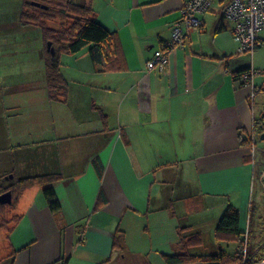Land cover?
<instances>
[{
    "label": "crops",
    "instance_id": "0c3cea01",
    "mask_svg": "<svg viewBox=\"0 0 264 264\" xmlns=\"http://www.w3.org/2000/svg\"><path fill=\"white\" fill-rule=\"evenodd\" d=\"M72 1L91 6L117 51L100 63L87 47L59 54L67 90L57 100L48 96L40 28L19 23L21 0H0V178L62 176L52 183L55 215L42 185L21 191L19 220L0 230V264H167L163 254L182 252L180 238L192 234L199 242L189 254L218 246L234 254L237 243L217 241L214 230L231 203L248 231L256 168L264 192L254 130L264 91L252 97L233 74L264 69V29L251 53H238L224 0H214L200 15L204 28L168 52L164 70H148L188 0ZM259 211L250 255L264 238Z\"/></svg>",
    "mask_w": 264,
    "mask_h": 264
},
{
    "label": "trees",
    "instance_id": "16d2710c",
    "mask_svg": "<svg viewBox=\"0 0 264 264\" xmlns=\"http://www.w3.org/2000/svg\"><path fill=\"white\" fill-rule=\"evenodd\" d=\"M35 2L45 5V7L36 6ZM19 23L22 25L33 24L41 30L46 87L50 99L63 100L66 96L67 83L61 73L59 54H74L87 47L92 63H100L103 59H107L108 55H116L117 46L114 33L108 31L95 20L93 10L89 4H79L72 0H22ZM222 28L223 26L220 25L219 29ZM48 42L50 43L49 49L54 48L55 50L54 56L47 49ZM251 68L240 69L233 74V77L241 79V75L249 72ZM261 73L264 75V69L261 70ZM247 79H241V81L246 84L250 81L249 78ZM262 120L261 114L259 121H254V130L259 134L263 130L262 123H260ZM249 141L254 143L251 139ZM260 141L264 140L260 139ZM241 143H246V141ZM94 163L100 175V165L97 161ZM254 175V180L257 182V178L260 176L257 168ZM3 179L4 177L0 178V194L10 191L12 201L11 203H0V230L4 229L10 232L13 229L20 218L13 213L17 198L21 191L34 185L43 186L42 192L50 211L54 215L60 211V205L52 185L53 182L62 179L60 174H46L25 178H17L13 175L7 185L4 184ZM257 210L258 208H253L251 205L250 214L252 212L256 215ZM260 219L262 220L261 233L264 234L262 215ZM239 220L237 208L228 203L214 230L217 241L225 240L237 243L238 250L234 254L225 252L220 246L211 255L189 254L187 247L196 245L197 241L199 242V234H192L180 238L184 248L182 252L172 255L163 254L165 262L167 264H182L205 260L210 261L212 264H255L264 256V238L259 242L257 251L250 255L247 251V244L253 231L250 230V227L246 234L240 231ZM250 222L251 220H249V226ZM58 263L65 264V261L60 260Z\"/></svg>",
    "mask_w": 264,
    "mask_h": 264
},
{
    "label": "built area",
    "instance_id": "2783aa9c",
    "mask_svg": "<svg viewBox=\"0 0 264 264\" xmlns=\"http://www.w3.org/2000/svg\"><path fill=\"white\" fill-rule=\"evenodd\" d=\"M214 0H188L180 9L179 18L174 22L171 29L170 40L165 48L155 49L153 54L146 60V68H157L162 71L168 62V52L178 45H182L185 38L192 30L204 28L201 14L208 12ZM222 16L233 23V33L238 41V53H251L258 45V32L264 29V0H224ZM261 74L260 71L251 68L249 72L241 75V79H250L247 84L251 85L252 96L260 89L264 91V83L255 85L253 77ZM248 80V79H247ZM251 150H255L252 142ZM255 264H264V257Z\"/></svg>",
    "mask_w": 264,
    "mask_h": 264
},
{
    "label": "rangeland",
    "instance_id": "374dc122",
    "mask_svg": "<svg viewBox=\"0 0 264 264\" xmlns=\"http://www.w3.org/2000/svg\"><path fill=\"white\" fill-rule=\"evenodd\" d=\"M40 42L42 43V46H43V40H42V36H40ZM263 111V110H262ZM257 116L260 117V113L257 112L256 114ZM256 142L258 144V146H262L264 145V141H260L259 137L256 136ZM255 145V144H254ZM255 150H256V147H255ZM260 151H263V150H260ZM255 152V151H254ZM257 152H259V150L257 149L256 150V154ZM264 179V177H263ZM262 191H264V189H262ZM252 207H257L258 210L260 209L259 213L262 215L263 217V220H264V192H262V196L259 195V191H258V186L257 184L255 183L254 186H253V198H252V203H251ZM255 218L256 216L254 215V213L251 212L250 216H249V220H251L250 222V230L251 231H254V232H258L257 231V226H254V222H255ZM247 230H248V226H247ZM246 234V232H245ZM257 237V233H253V234H250L249 236V242L247 244V248L248 249H251L252 247V243H253V240ZM264 257V256H263ZM262 257V258H263ZM261 258V259H262ZM260 259V260H261Z\"/></svg>",
    "mask_w": 264,
    "mask_h": 264
},
{
    "label": "water",
    "instance_id": "95a60500",
    "mask_svg": "<svg viewBox=\"0 0 264 264\" xmlns=\"http://www.w3.org/2000/svg\"><path fill=\"white\" fill-rule=\"evenodd\" d=\"M36 6H41V7H45V5L39 4V3H34ZM49 45L50 43L48 42L47 44V49L50 50V53L52 56H54L55 54V50L54 48H50L49 49ZM262 126H263V130L262 132L259 134L260 139L264 140V111L262 112ZM11 192L10 191H5L3 193L0 194V203L4 204V203H11Z\"/></svg>",
    "mask_w": 264,
    "mask_h": 264
},
{
    "label": "bare ground",
    "instance_id": "6f19581e",
    "mask_svg": "<svg viewBox=\"0 0 264 264\" xmlns=\"http://www.w3.org/2000/svg\"><path fill=\"white\" fill-rule=\"evenodd\" d=\"M21 1H22V0H21ZM252 97H253V96H252ZM254 99H255V98H254ZM261 113H262V112H261ZM261 113H260V114H261ZM260 116H261V115H260ZM258 117H259V116H258ZM252 152H253V151H252ZM248 221H249V220H248ZM248 223H249V222H248Z\"/></svg>",
    "mask_w": 264,
    "mask_h": 264
}]
</instances>
